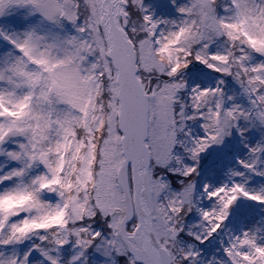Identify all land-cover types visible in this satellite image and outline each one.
Masks as SVG:
<instances>
[{
  "label": "snow or ice",
  "instance_id": "1",
  "mask_svg": "<svg viewBox=\"0 0 264 264\" xmlns=\"http://www.w3.org/2000/svg\"><path fill=\"white\" fill-rule=\"evenodd\" d=\"M0 264H264V0H0Z\"/></svg>",
  "mask_w": 264,
  "mask_h": 264
}]
</instances>
